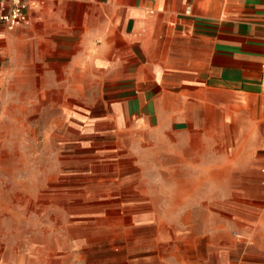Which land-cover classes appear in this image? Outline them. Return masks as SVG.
Returning <instances> with one entry per match:
<instances>
[{
	"label": "crops",
	"instance_id": "0c3cea01",
	"mask_svg": "<svg viewBox=\"0 0 264 264\" xmlns=\"http://www.w3.org/2000/svg\"><path fill=\"white\" fill-rule=\"evenodd\" d=\"M35 2L27 23H0V119L99 102L117 128L166 127L200 180L225 168L264 183V0Z\"/></svg>",
	"mask_w": 264,
	"mask_h": 264
},
{
	"label": "rangeland",
	"instance_id": "374dc122",
	"mask_svg": "<svg viewBox=\"0 0 264 264\" xmlns=\"http://www.w3.org/2000/svg\"><path fill=\"white\" fill-rule=\"evenodd\" d=\"M89 105L1 116L0 260L264 264V245H249L264 244V183L251 171L200 180L199 160L170 150L166 127L117 128Z\"/></svg>",
	"mask_w": 264,
	"mask_h": 264
},
{
	"label": "built area",
	"instance_id": "2783aa9c",
	"mask_svg": "<svg viewBox=\"0 0 264 264\" xmlns=\"http://www.w3.org/2000/svg\"><path fill=\"white\" fill-rule=\"evenodd\" d=\"M35 0H0V23L12 30L28 22V12L35 8Z\"/></svg>",
	"mask_w": 264,
	"mask_h": 264
}]
</instances>
